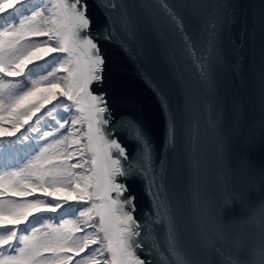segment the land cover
Masks as SVG:
<instances>
[{
	"label": "snow or ice",
	"instance_id": "snow-or-ice-1",
	"mask_svg": "<svg viewBox=\"0 0 264 264\" xmlns=\"http://www.w3.org/2000/svg\"><path fill=\"white\" fill-rule=\"evenodd\" d=\"M96 2L108 24L94 34L87 0H0V264H257L243 246L225 252L227 231L201 233L205 259L191 247L184 211L170 192L178 170H169L182 146L194 157L201 124L193 97L184 95L180 112L144 73L165 112L157 165L134 105L118 111L103 88L109 69L100 39L139 60L151 34L166 33L195 69L207 128L219 132L224 110L217 71L224 61L217 9L208 12L201 48L172 0ZM119 134L136 146L133 156ZM190 163L198 170V161ZM133 176L145 181L152 205L143 223L135 216V196L126 195L124 181ZM233 220L220 218L219 226L227 230ZM155 227L164 230L163 250ZM258 227L264 246V222Z\"/></svg>",
	"mask_w": 264,
	"mask_h": 264
},
{
	"label": "water",
	"instance_id": "water-1",
	"mask_svg": "<svg viewBox=\"0 0 264 264\" xmlns=\"http://www.w3.org/2000/svg\"><path fill=\"white\" fill-rule=\"evenodd\" d=\"M87 3L91 30L94 34L101 33L108 24L104 11L96 0ZM172 3L184 14L188 31L195 35L201 48L205 46L201 33L207 25L208 12L215 7L222 19L219 47L224 62L220 63L217 77L218 102L223 105L224 120L219 132L207 128L204 106L200 103L203 92L194 75L195 69L186 66L166 33L151 34L139 60H133L118 43L100 39L109 69L103 88L109 90L118 111L130 102L134 105L155 144L157 165L163 154L165 112L144 73L150 74L169 94L173 108L180 112L184 109V95L193 97L194 114L200 120L201 131L194 157L182 146L178 161L170 163L169 174L172 167L178 170L170 192L184 211L188 238L199 258H206L201 244L203 232L216 235L227 231L226 253H234L238 246L250 250L261 245L258 222H264V211L260 210L264 200V0H203L204 7L200 6L201 0H172ZM119 135L130 157L133 156L136 146L123 134ZM191 159L198 161V170L192 169ZM124 182L129 189L126 195L136 198L135 216L143 223L145 213L152 208L145 181L133 176ZM229 197L241 199L224 208ZM220 218L224 223L234 220L225 230L219 226ZM154 231L163 250L164 230L155 227ZM143 235L146 245L151 247L149 230ZM140 255L149 259L143 252ZM248 256L246 251L240 253L241 259ZM151 259H156L155 253Z\"/></svg>",
	"mask_w": 264,
	"mask_h": 264
},
{
	"label": "clouds",
	"instance_id": "clouds-1",
	"mask_svg": "<svg viewBox=\"0 0 264 264\" xmlns=\"http://www.w3.org/2000/svg\"><path fill=\"white\" fill-rule=\"evenodd\" d=\"M232 205V200L227 198V204L226 207H230ZM261 211H264V209H260ZM250 257L257 262V264H260V261L264 259V246L259 245L255 248L250 249Z\"/></svg>",
	"mask_w": 264,
	"mask_h": 264
}]
</instances>
